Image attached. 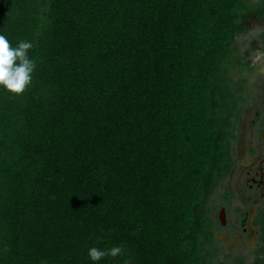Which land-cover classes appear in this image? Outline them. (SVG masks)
Segmentation results:
<instances>
[{
    "label": "trees",
    "instance_id": "16d2710c",
    "mask_svg": "<svg viewBox=\"0 0 264 264\" xmlns=\"http://www.w3.org/2000/svg\"><path fill=\"white\" fill-rule=\"evenodd\" d=\"M252 22L264 0H0V34L36 60L23 93L0 89V264H92L91 247H122L97 264H222L207 201Z\"/></svg>",
    "mask_w": 264,
    "mask_h": 264
},
{
    "label": "flooded vegetation",
    "instance_id": "af4514ba",
    "mask_svg": "<svg viewBox=\"0 0 264 264\" xmlns=\"http://www.w3.org/2000/svg\"><path fill=\"white\" fill-rule=\"evenodd\" d=\"M254 85L258 92L246 90L235 119L229 171L207 201L218 248L219 244L230 248L236 240H252L258 231L264 234V80L259 78ZM240 255L245 256L239 252L235 257Z\"/></svg>",
    "mask_w": 264,
    "mask_h": 264
},
{
    "label": "rangeland",
    "instance_id": "374dc122",
    "mask_svg": "<svg viewBox=\"0 0 264 264\" xmlns=\"http://www.w3.org/2000/svg\"><path fill=\"white\" fill-rule=\"evenodd\" d=\"M263 31L264 25L252 22L250 25L249 32L246 34L239 35L235 41L238 56L245 57V59L242 61V64H244L246 61H250L251 63L250 68H247L243 71H238L239 69H234L233 74L231 75L232 83L236 84L238 79L242 77L245 80V85L247 87L246 90H249L248 92H252V94L258 92L256 91L254 81L259 78H262L264 80V52L262 51V44L260 38V35ZM247 51L249 53L245 55ZM228 230V228L224 229V231L226 232H228ZM258 232V235L252 237V240H243L241 242H237V240L233 238L234 240H236V244L234 246H230V248H225L223 247V244H219L220 250L218 256L222 260V264H233L232 259L239 252L243 253V255H245L248 261L251 260L254 254L253 251L258 250L259 248H264L263 236L261 235L260 231ZM227 244V246H229L230 243Z\"/></svg>",
    "mask_w": 264,
    "mask_h": 264
},
{
    "label": "clouds",
    "instance_id": "9594fccd",
    "mask_svg": "<svg viewBox=\"0 0 264 264\" xmlns=\"http://www.w3.org/2000/svg\"><path fill=\"white\" fill-rule=\"evenodd\" d=\"M32 47V42L27 40L19 41L13 47L7 36L0 34V89L16 95L24 92L36 69V60L28 54ZM121 252L122 247H112L107 251L91 247L87 256L92 264H97L106 255L116 256Z\"/></svg>",
    "mask_w": 264,
    "mask_h": 264
}]
</instances>
